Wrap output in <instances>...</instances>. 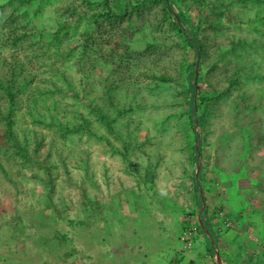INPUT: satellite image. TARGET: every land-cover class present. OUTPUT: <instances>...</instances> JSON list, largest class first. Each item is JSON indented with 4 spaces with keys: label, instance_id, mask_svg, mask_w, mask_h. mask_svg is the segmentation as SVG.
<instances>
[{
    "label": "rangeland",
    "instance_id": "374dc122",
    "mask_svg": "<svg viewBox=\"0 0 264 264\" xmlns=\"http://www.w3.org/2000/svg\"><path fill=\"white\" fill-rule=\"evenodd\" d=\"M5 2L0 0V5ZM233 2L231 13L221 19L220 30L209 27L205 35L209 41L208 62L218 59L220 63L210 75L215 85L223 87V78L238 67L241 78L230 94L212 102V113L201 137L203 156L199 170L191 162L185 129L175 116L180 112L178 104L174 105L175 94L181 87L178 82L152 91L147 86L148 78H143L144 86L135 97L121 89L120 97L125 105L138 107L117 124L118 130L131 133L132 144H140L131 150L130 163L99 137L79 134L64 137L52 126L33 122L26 103L20 104L15 130L21 141L27 135L31 153H35V139H42L43 145L34 156L44 161V166L26 162L12 148H6L4 138L0 137V264H22L21 258L28 264H134L135 260L129 256L127 259L125 248L130 253L137 247L142 248L145 264H160V256L164 257L161 248L150 252L151 239L150 244H144L147 228L141 227L149 222L142 223L138 218L144 213L177 217L184 236L189 234L188 239L182 237L185 247H190L198 230L195 216L199 211V194L206 202V192L222 185L224 173L235 171L245 161L247 166L254 165L258 152H264V33L257 31L256 26L260 25L250 22L249 15L255 12L253 5L249 3L246 7ZM154 13L137 21V25L144 26L142 32L154 30L155 34L172 36L181 42L182 37L174 29L151 22ZM192 16L196 17L194 13ZM189 22L188 27L195 26L197 20L192 18ZM38 23L50 30L51 22L47 23V18H40ZM87 28L85 22L78 29L72 28V40L82 42L84 37L80 32ZM95 29L92 26L91 32ZM11 31L13 37L19 33ZM143 39L137 32L133 39L126 38V41L131 49L142 50ZM234 42H242L237 52L230 48ZM6 46L4 54L13 51L10 42ZM97 47L94 45V57L104 51L100 53ZM244 47L247 56L239 58L235 54L243 53ZM62 50L59 57L67 52L65 48ZM193 52H189L192 60ZM50 54L53 58L45 56L33 63L32 70L39 82H45L41 79L49 78L53 72L48 62L66 70L74 80L82 78L73 59L63 64L58 55ZM160 57L161 65L169 62V71L181 75L175 70L182 57L181 47L168 48ZM103 66L108 70L106 63ZM84 67L90 80L96 79L97 71L100 73L99 70L91 73L90 66ZM190 72L198 74V67L191 68ZM55 79L62 84L60 76ZM41 85L45 87V83ZM4 104L2 98L0 105ZM59 104L67 110L70 119L74 116L71 110H84V103L71 108L73 104L67 96H61ZM40 110L46 111V108ZM94 129L121 147V138L107 132L103 125L96 122ZM3 130L0 124V131ZM49 173L53 175L52 185L46 183ZM51 186L54 192L50 200L47 192ZM62 234L66 237L59 240Z\"/></svg>",
    "mask_w": 264,
    "mask_h": 264
},
{
    "label": "trees",
    "instance_id": "16d2710c",
    "mask_svg": "<svg viewBox=\"0 0 264 264\" xmlns=\"http://www.w3.org/2000/svg\"><path fill=\"white\" fill-rule=\"evenodd\" d=\"M232 2V0L230 2L226 0H6L0 5V100L5 99V104L0 105V124L4 127V130L0 131V137L4 138L6 148H12L26 162L44 166V161L34 156L35 153L38 155L43 145L42 139H35V153H31L27 135L21 141L15 130L19 120L17 112L21 109L20 104L25 102L28 115L33 122L52 126L64 137L76 134L99 137L106 141L107 145L113 146V149L121 153L130 163L131 150H135L140 144L136 142L132 144L129 141L131 133L126 134L118 130L117 124L123 116L138 107L125 105L120 97V91L124 88L127 93L135 97L136 92L144 86L142 79L148 78L147 86L152 91L167 88L173 81L181 85L178 87V93L175 94L177 100L174 101V105L178 104L180 108L179 114L175 116L185 129L191 162L195 169H198L203 156L201 137L206 130L208 116L212 113V102L230 94L241 78L238 67L236 71L226 74L227 76L223 78L225 82L223 87H217L211 78V72L220 67L219 60L208 62L209 41L205 32L209 27L216 31L220 30L223 26L221 19L231 13ZM235 2L236 5L239 3L246 7L249 3L253 5L255 12L249 15L250 22L260 25L258 28L256 26V29L264 33V0ZM150 12H155L151 22L166 24L182 37V41L179 42L172 36L155 34L154 30L146 31L144 34L142 32L144 26L137 25V21L143 20ZM193 13L196 17L192 16ZM40 18H47V23L51 22L48 27L50 30L40 27L38 23ZM189 18L197 20L195 26L188 27ZM83 22L88 25L87 29L80 32L84 40L82 42L72 40L70 30L78 29ZM45 26L47 27L48 24ZM92 26L96 29L91 32ZM11 30L13 33L19 32L16 37L12 36ZM137 32L144 37L145 44L143 43L142 50L131 49L128 40L126 41V38L133 39ZM26 41H29L28 46H25ZM66 41H69V44ZM9 42L13 51L4 54L3 48L5 49ZM241 43H232L231 50L237 52ZM94 45L98 46L96 49L100 53L104 50L102 55L98 53L97 56H93L96 52ZM175 46L181 47L182 50V57L178 59L175 67L177 73L181 72V75H173L169 71V62L164 65L160 63V56L165 50ZM52 47H55L56 51L54 49L52 51ZM42 48H44L43 52ZM63 48L67 49V52L61 53L59 57L58 53L63 51ZM192 50H194L193 60L189 55ZM50 52L58 55L63 64L73 59L82 78L74 80L66 70L48 62V67L53 69V72L49 78L41 79L45 82H39L38 76L32 70L33 63L40 61L41 57V60L45 56L53 58ZM239 54L235 55L245 58L246 47L243 53ZM105 63L108 70L104 69ZM84 66H90L91 73L95 70L100 71V73L97 71L96 79L90 80V74ZM196 67L199 72L195 75V72L193 74L190 70L191 68L195 70ZM244 72L246 73V70ZM56 76L61 77L62 84L55 79ZM220 80L223 81L221 76ZM41 83H45V87ZM61 96L70 99V104H73L71 108L84 103V110L70 109L71 112L74 111V116L70 119L67 110L60 107ZM40 106L46 108V111L40 110ZM96 122L103 125L107 132L121 138L123 141L121 147H116L107 135L98 133L94 129ZM48 176L46 183L52 185V173ZM53 188L54 186H51L50 191L47 192L50 200L53 199ZM203 202L199 194L200 224L208 229L203 216L204 211L201 210ZM65 237L66 235L62 234L58 239L62 240ZM21 261L22 264L25 263L24 258H21Z\"/></svg>",
    "mask_w": 264,
    "mask_h": 264
},
{
    "label": "crops",
    "instance_id": "0c3cea01",
    "mask_svg": "<svg viewBox=\"0 0 264 264\" xmlns=\"http://www.w3.org/2000/svg\"><path fill=\"white\" fill-rule=\"evenodd\" d=\"M258 153L254 165L239 164L222 175L221 186L206 192L202 211L209 228L201 226V215L196 214L199 225L190 247H185L177 217L149 213L138 217L142 223L149 222L141 227L147 228L144 244L151 239L150 252L160 247L164 254L160 264H264V152ZM125 253L134 264L146 263L141 247L130 253L125 248ZM113 260L116 263L117 258Z\"/></svg>",
    "mask_w": 264,
    "mask_h": 264
},
{
    "label": "built area",
    "instance_id": "2783aa9c",
    "mask_svg": "<svg viewBox=\"0 0 264 264\" xmlns=\"http://www.w3.org/2000/svg\"><path fill=\"white\" fill-rule=\"evenodd\" d=\"M188 238H189V234L186 233L185 236L183 235V239H188ZM191 243H189V246H191Z\"/></svg>",
    "mask_w": 264,
    "mask_h": 264
},
{
    "label": "water",
    "instance_id": "95a60500",
    "mask_svg": "<svg viewBox=\"0 0 264 264\" xmlns=\"http://www.w3.org/2000/svg\"><path fill=\"white\" fill-rule=\"evenodd\" d=\"M199 168H200V167H198V170H199ZM201 192H203V191H201ZM202 199H203V198H202ZM205 205H206V202L204 201V202H203V207H205Z\"/></svg>",
    "mask_w": 264,
    "mask_h": 264
}]
</instances>
